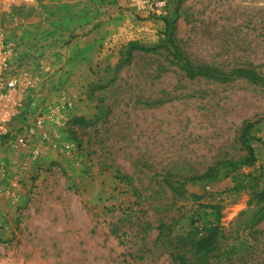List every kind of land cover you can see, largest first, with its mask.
<instances>
[{
  "label": "rangeland",
  "instance_id": "374dc122",
  "mask_svg": "<svg viewBox=\"0 0 264 264\" xmlns=\"http://www.w3.org/2000/svg\"><path fill=\"white\" fill-rule=\"evenodd\" d=\"M0 23L36 124L0 137V264H264V0H0Z\"/></svg>",
  "mask_w": 264,
  "mask_h": 264
},
{
  "label": "built area",
  "instance_id": "2783aa9c",
  "mask_svg": "<svg viewBox=\"0 0 264 264\" xmlns=\"http://www.w3.org/2000/svg\"><path fill=\"white\" fill-rule=\"evenodd\" d=\"M5 6H9L7 3ZM8 31L0 23V137L10 134L13 130H26L16 136L14 143L24 146L27 138L34 134L35 120L27 114L22 105L24 84L28 81L25 69V59L22 60L14 43L7 38ZM20 45V41H19ZM34 59V58H33ZM32 59V61H33Z\"/></svg>",
  "mask_w": 264,
  "mask_h": 264
},
{
  "label": "trees",
  "instance_id": "16d2710c",
  "mask_svg": "<svg viewBox=\"0 0 264 264\" xmlns=\"http://www.w3.org/2000/svg\"><path fill=\"white\" fill-rule=\"evenodd\" d=\"M201 71H203L204 73H206L209 77H216V72H213V70H211L210 68H208V67H205V68H202L201 69ZM242 74V75H244V76H246L247 74L246 73H243L242 71H240V70H238V71H236V74ZM251 79L252 80H254V76H251ZM252 158V156H251V152L249 153V158L246 160L247 161V163H250L251 162V159ZM251 159V160H250ZM263 193H264V191H263Z\"/></svg>",
  "mask_w": 264,
  "mask_h": 264
}]
</instances>
